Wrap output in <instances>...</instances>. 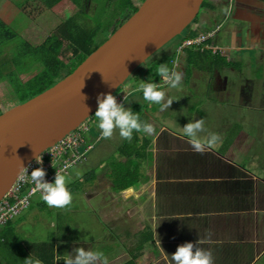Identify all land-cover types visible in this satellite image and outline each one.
I'll list each match as a JSON object with an SVG mask.
<instances>
[{"label":"crops","instance_id":"1","mask_svg":"<svg viewBox=\"0 0 264 264\" xmlns=\"http://www.w3.org/2000/svg\"><path fill=\"white\" fill-rule=\"evenodd\" d=\"M224 7L230 8L228 14L221 11ZM205 10L192 37L216 30L222 23L220 34L209 44L226 50L230 64L221 61L219 66L193 50L176 57L174 65L179 63L183 78L177 88L160 85L165 102L173 100L164 110L161 105L143 102L133 91L134 83L127 82L123 91L131 94L125 108L145 103L149 115L146 113L148 118L142 123L153 125L155 133L134 131L131 142L120 137L123 146H102L108 161L97 156L96 171L80 170L81 164L72 169L81 180L71 191L73 197L82 193L78 212L52 208L56 215L50 221L37 228L27 224L22 235L18 231L23 227L18 231L15 225L1 227L0 245L9 253L24 255V260L8 264H25L30 255L59 254L65 260L77 247L102 251L108 264H172L170 255L178 245L197 240L204 241L197 246L211 251L214 264H256L261 259L264 75L258 76L256 67L264 62V0H208ZM192 29L188 33H195ZM0 50L3 84L13 67L2 66L12 57L4 58L5 48ZM123 91L116 96L117 101L124 100ZM193 112L197 119L189 117ZM255 116L259 117L258 125L250 123ZM198 119H204V130L198 133L202 141L210 134L220 138L203 154L194 152L183 134L186 123ZM128 156L139 160L141 169L137 183L118 192L113 189L116 178L112 168ZM37 199L42 200L40 195ZM60 210L65 213L63 218ZM69 234L74 237L69 239Z\"/></svg>","mask_w":264,"mask_h":264},{"label":"water","instance_id":"2","mask_svg":"<svg viewBox=\"0 0 264 264\" xmlns=\"http://www.w3.org/2000/svg\"><path fill=\"white\" fill-rule=\"evenodd\" d=\"M204 0H145L139 10L55 86L0 114V200L13 183L93 117L96 97L115 95L149 58L182 35Z\"/></svg>","mask_w":264,"mask_h":264},{"label":"trees","instance_id":"3","mask_svg":"<svg viewBox=\"0 0 264 264\" xmlns=\"http://www.w3.org/2000/svg\"><path fill=\"white\" fill-rule=\"evenodd\" d=\"M28 1H32L36 4L35 9L46 8L51 10L64 0ZM144 1L145 0H105V2L103 1L105 5L104 8H107L108 12L106 19H103L105 23L104 27L97 29L93 27L89 29L77 23L74 19H69L67 21L65 30L61 31L59 36H50L38 46H33L31 43L25 40L19 42L15 48V56L10 62H5L2 66L13 67L12 71L5 74V78L7 81L13 82L17 86L18 92L23 98V101L20 104H23L52 88L59 81L72 74L89 55H91L99 46L107 41L111 35L123 24L124 13L128 12V18H130V16L139 10ZM25 6V8H30L29 3ZM95 17L99 19V14H96ZM189 28L190 27H188L187 30ZM185 31L182 33L184 37L175 38L155 55L149 58L133 73L131 78H129V81L131 80L136 88L139 86L141 81H151L153 83H158L159 85L164 84V81L158 75H156L157 67L162 63H167L169 68L174 66L179 44L184 38L196 35V33L185 34ZM17 39L18 34L13 31L2 19H0V47L7 45L8 43H11ZM64 40H67L69 43L70 53L63 51ZM190 54L191 53H189V56ZM30 62H41L44 65V69L39 74H36L34 77L23 83V81L19 78L20 70ZM138 93L142 98V101L146 102V100L143 98V93ZM146 106L147 105L144 103V105L138 104L137 106L130 108L133 112L139 114L141 123L142 121H145L144 116L146 113L149 115V107ZM2 113L3 112L0 110V114ZM149 144L150 143L147 142V145ZM128 157L129 159H126L125 161H122L121 159L120 162L115 163L112 168L114 179L116 178L113 182V189L118 192L126 190L132 183H137L136 176L141 169L140 161H134L131 160L130 156ZM130 172L133 173L131 178L129 176ZM32 203L33 199L31 201V204ZM7 224H10V222ZM55 257L56 255H38L37 259L41 260L42 264H65L64 259L57 261Z\"/></svg>","mask_w":264,"mask_h":264},{"label":"rangeland","instance_id":"4","mask_svg":"<svg viewBox=\"0 0 264 264\" xmlns=\"http://www.w3.org/2000/svg\"><path fill=\"white\" fill-rule=\"evenodd\" d=\"M103 1L105 2V0H64L59 5L55 6L51 10H48L46 8L35 9L36 4L32 1L29 2L28 0H0V19H2L13 31L18 34L17 40L8 43L7 45L1 46V48H5L6 57L4 58H9V60L11 57L13 58L16 54L15 48L22 40L28 41L33 46H38L50 36H59L61 31L65 30L67 21L69 19H74L77 23L89 29L93 27L96 29L104 27L105 23L103 19H106L108 9L104 8L105 5ZM28 3L30 4V8H25V5ZM207 3L208 0L205 2V7ZM96 14H99V19L96 18L97 16L95 17ZM127 18L128 12H125L123 15V23L127 20ZM194 25L201 26V24L196 21L190 26V29L193 28L192 31H194ZM188 31L189 29L185 31V34H188ZM194 32L197 33L198 29ZM179 37H184V35ZM63 51L70 53V47L67 40H64ZM256 68H259V71L256 73L258 76L264 75V67L262 64L257 63ZM43 69L44 65L41 62L27 63L23 68H21V78H19L23 81V83H25L36 74H39L41 71H43ZM126 83L118 89L119 92H121L120 90L126 88ZM0 85V108L9 109L10 107L13 108L14 106H18L20 103H22V95L18 92V88L13 82L4 79L3 84L0 82ZM212 113L216 112L214 111ZM189 117H193L195 119L198 118L194 112L190 113ZM144 118H148L147 114L144 116ZM97 123L98 121L95 116L88 120V124L93 128V131L88 135V141L90 142V145L93 146V148H95L99 142L101 143L98 144L96 149H93L88 153L87 161L78 167L80 170L88 169L89 171H96L98 168L95 167L94 163L97 156L102 155V162L107 163L108 159L105 157L103 147L106 149L111 144L115 147L118 145L119 147L123 146L124 142L120 141L118 130H116L111 139H102L100 130L97 127ZM250 123L258 125L259 117L255 116L251 119ZM173 125H175V123ZM132 148H134V145H132ZM118 155L119 153L117 150L114 154V157L116 158ZM74 171L76 170H72L73 181L72 186H70L73 189H69L70 191H74V188L76 189L77 185L81 184V180L76 177ZM37 198L38 195L34 196L31 206L21 213V215L11 220L8 226H18L16 227V230L18 231L20 227L26 226L27 224H31L33 226L35 225L37 228L41 225V223H43L42 226H44L43 221H50V217L56 215V212H54L51 207L47 206L43 200H39ZM81 198L82 193L79 192L77 196L73 197L74 204L72 202V204L65 209H74L78 212L81 207ZM63 214H65L63 213V210H60L59 215L61 218H63ZM54 221L57 220L54 219ZM25 230L26 229L23 227L18 232L20 235H22ZM33 232L36 231L33 230ZM74 232L75 231L72 233L74 234ZM70 234L69 239L74 237L70 236ZM29 237L32 239L34 238V235L31 233L29 234ZM0 246V264H8L9 261H14V259L18 261L24 260V255H20L19 253H9L7 249L4 248V245ZM255 263L264 264V255H262L261 259Z\"/></svg>","mask_w":264,"mask_h":264},{"label":"clouds","instance_id":"5","mask_svg":"<svg viewBox=\"0 0 264 264\" xmlns=\"http://www.w3.org/2000/svg\"><path fill=\"white\" fill-rule=\"evenodd\" d=\"M222 12L228 14L229 7L221 9ZM178 56L182 52L178 50ZM164 84L177 88L180 86L183 78V73L180 70V65L177 62L172 68H169L167 63L159 64L156 70ZM133 91L142 92L144 100L161 105V110L169 109L173 100L168 99L165 102V92L160 90L158 83L151 81H141L139 86ZM124 100L131 94L127 89ZM97 109L94 116L98 123L97 127L100 130L102 139H111L116 132L119 131V136L131 142L133 139V132H141L147 134H154L155 128L151 124L141 123L138 113L133 112L130 108H125L122 103H118L114 95L110 93H101L96 97ZM204 130V119L194 120L188 122L183 127V134L188 138L192 150L196 153L203 154L206 150L211 148L219 141V136L210 134L206 140H201L198 133ZM36 163L42 164L41 157L35 156ZM22 171L26 173L25 179L30 176V181L35 185L34 191L40 194L43 202L56 209H65L72 204L73 195L67 184L71 182V178L67 176L66 172L56 170L54 182H47L45 180L46 172L42 167L35 168L28 174L27 168L21 166ZM204 243V241L197 240L195 243L185 242L178 245L175 252L172 253V264H214L211 251L204 250L197 245ZM56 260L61 259V255L56 254ZM25 264H42V261L37 258H32L31 255L25 259ZM65 264H108V260L102 251L85 250L82 247L74 249V254L65 259Z\"/></svg>","mask_w":264,"mask_h":264},{"label":"built area","instance_id":"6","mask_svg":"<svg viewBox=\"0 0 264 264\" xmlns=\"http://www.w3.org/2000/svg\"><path fill=\"white\" fill-rule=\"evenodd\" d=\"M216 30L184 39L179 44L177 53L178 50L184 53L186 49L195 47L215 52L216 49L212 48L209 41L214 37ZM117 102L122 103V100ZM90 133L91 126L87 121L46 151L41 156L42 164H38L36 161L29 164L27 167L28 174L30 175L33 169L42 167L46 172L45 180L47 182H54L56 170L66 172L68 176L74 167L87 161L88 153L93 149V146L88 141ZM25 175L26 173L23 171L13 183L10 191L0 200V228L21 215L30 207L34 196L40 195L34 191L35 185L30 181V176L25 179Z\"/></svg>","mask_w":264,"mask_h":264},{"label":"flooded vegetation","instance_id":"7","mask_svg":"<svg viewBox=\"0 0 264 264\" xmlns=\"http://www.w3.org/2000/svg\"><path fill=\"white\" fill-rule=\"evenodd\" d=\"M205 3V0H204V2H203V4ZM206 9V7H205V4H204V6L202 5V8H201V11H200V13H199V15L197 16V18L194 20V22L192 23V24H194L196 21H200L201 20V14L202 13H207V10H205ZM230 20V17L228 18V21ZM196 25H194L193 27H195ZM222 27H223V24L221 23L220 24V26L218 27V29L216 30V33H215V35H214V37L213 38H211L210 39V41L211 40H213L215 37H218V35L220 34V32H221V29H222ZM190 29V28H189ZM185 39V38H184ZM183 39V40H184ZM209 41V42H210ZM191 50H193V52L195 53H197L198 55H200L202 58H207L208 59V57H209V59L210 60H212L213 62H216L219 66H222L221 65V61L224 63L223 65H225V64H230V60H229V57L227 56V52H226V50H224V49H216V51L215 52H212V51H208V50H203L202 48H197V47H195V48H192V49H186L185 51H184V53H187L188 51H191ZM183 53V54H184ZM195 53V54H196ZM229 54V53H228ZM174 63H175V61H174ZM262 65H263V67H264V62H262L261 63ZM258 69V68H257ZM128 82H129V80H128ZM120 91H123V90H120ZM118 94H120V92L118 91V93H116L114 96L116 97ZM122 100V99H121ZM124 103H125V100H122V104L124 105ZM124 107H125V105H124ZM93 131V128L91 127V132Z\"/></svg>","mask_w":264,"mask_h":264}]
</instances>
